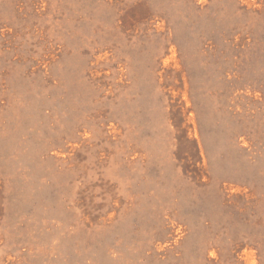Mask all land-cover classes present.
<instances>
[{
    "label": "rangeland",
    "instance_id": "374dc122",
    "mask_svg": "<svg viewBox=\"0 0 264 264\" xmlns=\"http://www.w3.org/2000/svg\"><path fill=\"white\" fill-rule=\"evenodd\" d=\"M0 264H264V0H0Z\"/></svg>",
    "mask_w": 264,
    "mask_h": 264
}]
</instances>
